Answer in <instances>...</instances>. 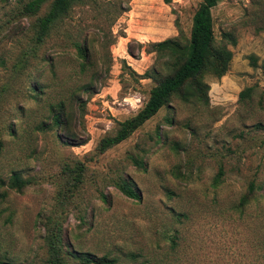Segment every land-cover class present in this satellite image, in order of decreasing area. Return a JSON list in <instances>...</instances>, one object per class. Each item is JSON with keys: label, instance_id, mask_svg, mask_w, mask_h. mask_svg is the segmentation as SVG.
<instances>
[{"label": "rangeland", "instance_id": "1", "mask_svg": "<svg viewBox=\"0 0 264 264\" xmlns=\"http://www.w3.org/2000/svg\"><path fill=\"white\" fill-rule=\"evenodd\" d=\"M27 1L0 0V261L46 264L51 218L71 251L112 264H264V0H219L210 10L215 40L229 32L235 44L226 45V73L204 78L207 105L171 98L100 154L97 141L146 101L154 81L143 73L169 70L148 44L179 33L183 42L201 0L73 5L41 45L31 40L33 17L19 15ZM120 5L127 10L111 23L105 8ZM74 42L87 48L83 70ZM92 74L97 92L88 95L82 87ZM74 91V129L87 135L76 147L62 144L46 119L48 105L66 107ZM75 163L84 169L71 196L61 167ZM13 173L27 182L18 192L8 186ZM118 178L131 182L137 200L113 186Z\"/></svg>", "mask_w": 264, "mask_h": 264}, {"label": "trees", "instance_id": "2", "mask_svg": "<svg viewBox=\"0 0 264 264\" xmlns=\"http://www.w3.org/2000/svg\"><path fill=\"white\" fill-rule=\"evenodd\" d=\"M88 1L91 0H28L19 9V15L33 17L31 40L34 45H41L49 36L54 24L69 16L73 5L86 4ZM114 1L111 0L109 3L112 4ZM218 1L201 0L191 16L188 37L183 42L179 33L178 37L148 44L151 52L158 55L164 54L169 59V70L162 76L157 75L153 69L143 73L144 78L154 81L146 101L133 116L117 123L113 135L104 136L97 141L94 146L96 153H103L127 139L165 106L171 98H176L182 103L196 102L203 106L207 105L208 85L204 78L208 76L218 79L226 73L231 60V52L226 45L233 46L235 44V40L229 32L221 33L218 42L215 40L210 10ZM44 4H46V8L41 12V7ZM126 10L127 8L121 5L118 8H105L106 15L111 17V23ZM72 47L76 59L79 61V67L83 70L88 60L87 48L80 42H74ZM31 50L29 51L32 52ZM90 80V83L82 87V92H86L88 95L97 92L94 74L90 76ZM30 89L34 91L33 88L30 87ZM239 97L246 98L247 90H243ZM76 102L81 103V100L78 92L74 91L70 94L66 107L62 102L48 105L46 117L48 128H55L56 138L65 146H80L87 140L84 129L79 136L74 129L75 115L79 107L74 108L73 104ZM131 162L137 167H143L142 162L138 160L131 159ZM61 169L62 174L67 177L66 189L71 195L82 183L84 168L82 164L75 163L73 167L63 165ZM219 182L220 172L214 176L212 185L216 186ZM26 183L13 173L9 178L8 186L18 192ZM112 184L125 197L136 200L139 198L137 191L131 187V182L127 178H118L113 180ZM251 194L252 186L249 185L245 195L239 200V205H245ZM99 198L103 203H108L106 196L100 195ZM79 219L83 223L82 218ZM46 221L49 222L44 236L46 264L113 263L112 259L107 260L104 256L96 257L89 253L71 251L64 238L61 222L57 219L51 220V218H47ZM0 264L7 263L0 261Z\"/></svg>", "mask_w": 264, "mask_h": 264}]
</instances>
